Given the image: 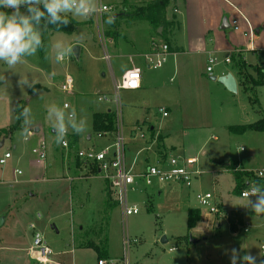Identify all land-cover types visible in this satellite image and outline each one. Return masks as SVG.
<instances>
[{
  "label": "rangeland",
  "instance_id": "obj_1",
  "mask_svg": "<svg viewBox=\"0 0 264 264\" xmlns=\"http://www.w3.org/2000/svg\"><path fill=\"white\" fill-rule=\"evenodd\" d=\"M121 1L123 0H103V3L113 5L111 7L116 10V13L124 10L125 13H132L137 8L147 7L159 0H129L131 2L128 6H125V3ZM255 1L259 12L257 10L251 11L248 8L246 15L259 23L256 29H261V32L257 34L255 31V34L258 35L255 47L264 51V5L261 4L264 0ZM172 2L173 0L168 5L170 6ZM212 3V10L209 13L212 22H214V25L217 23L218 27L215 26V31L209 32V36L205 37L200 32L201 25L205 23L203 22L204 18L201 17L200 19L198 9L195 8L193 1L177 0L180 15L183 17L184 25L182 26H184V37L186 36V38L182 45L186 48L187 56H185V60L186 58L187 60L179 65L180 68L177 66L179 72L174 74L173 58L169 59V63L160 71L163 74L166 87L158 93H161L162 96L167 93L174 95L172 102L178 103L179 106L173 108L170 117L164 119L156 107L151 109L150 113V120L156 127L162 119L166 127L172 124L173 140L179 149L170 153L171 155L198 156V165L202 170V174L194 179L192 188L176 182L159 183L149 187L142 180H138L137 185L134 186L136 190H129L128 201L130 205H139L141 211L137 215L125 217L122 208L117 206L113 192L109 187L106 189V193L109 201H112L111 205L114 206L111 215L109 208L112 206H109V208L98 207L95 198L91 196L90 188L85 187L84 189H89L90 192L87 193L85 198H82V201H88L90 208L95 210V213H93V218L88 225L89 230L83 233L80 232L77 224L74 225V230L71 232V225L78 221L77 218L80 215L77 212L78 209L76 207L73 209L70 205L69 183L62 181L58 185L47 181L41 182V179L39 180L35 176L36 179H31L33 180L32 183L18 184L10 181V178L15 180V177L4 175L1 181L4 179L5 181L0 182V215L9 214L10 209L18 212V214L16 213L17 221L14 225L12 217H8L5 226L0 229V239L5 238L6 244L24 243L27 246L30 243L29 237L32 233V230L28 229V225L34 222L37 229L45 232L54 250L57 247V239H64L63 246L67 242H71L72 235L75 241L70 245L73 247H77L81 242L85 243L87 241L86 237H89L88 241L90 243L100 244L107 228L106 225L109 222L107 246L110 256L116 264L125 256L130 259L131 264H191L190 262H193L192 264H231V249L233 248L239 251L241 257L245 254H251L257 257V262L262 260L264 214L256 215L250 207L244 206L248 204L249 199L255 200L256 197L241 198L235 195L233 193L235 178L229 170L228 173H223V176L219 177V186H215L213 179L217 168L223 162L231 161L234 158H240L244 163L248 158L249 162L245 164L246 168L249 169L248 172L252 169L264 167V133L250 129L241 134L230 129L233 126H249L254 124L253 121L259 117H264V85L252 87L248 90L240 88V92L234 93L226 91L220 82L212 79V76H219L221 71L231 68L233 62L226 64L225 59L226 57H232L229 49L233 48L235 43L242 45L244 49L251 43L249 33L244 35L241 31L235 30L234 20H237L239 28H242V23H245V21L243 20L244 17L242 18L234 10L231 3L227 0H212ZM227 17L231 25L227 30H223L221 29V23ZM122 18L127 21V18ZM79 19L84 21L88 20V17ZM128 21L143 22L136 33L139 40L135 43H132L130 38L126 40L122 35L120 41L118 38L114 39L106 35L109 31H117L122 25V21H119L118 24V20L113 19L109 23L105 19L100 33L96 23L91 26L81 24L78 31L71 35L58 31L50 32L45 37L46 45H51L58 39H62L71 45L76 40L83 41L81 53L76 54L74 49L78 45H72L73 54L60 63L55 60L54 50L50 53L51 58L46 60L45 48L39 49L35 56L24 58L23 63L18 64L15 69H8L3 62H0V131L5 127H10L15 122V108L21 100H25L26 107L31 108V124L38 123L41 126L40 134L30 135L22 130L15 134L14 139L8 138L6 140L3 148L0 149V159L4 157L7 150L14 154V158L9 159L4 166L0 164V172L4 169V172H6V170L17 164L29 171V159L31 158H34L33 169L38 170L40 164L38 158L32 153V148L37 147L41 139L53 135L50 133L51 131L47 133V128L53 129L50 121L46 118V106L49 103H56L61 108H65L64 104L68 102L71 105L70 111H75L78 119L82 118L86 121V130L79 134L78 147L82 149L93 148V146L97 149L102 148L115 140V134L100 137L98 133H94L92 121L93 113L107 107L116 112L118 108L121 114L122 132H124L128 145L126 148L127 158L130 160L135 156L136 151L130 147L132 141L131 132L129 131L138 119L143 121L145 117H143L144 112L142 110L134 108V105L139 102L134 92L121 90L118 94L115 92V82L120 80L122 76L120 69L133 68L129 57L120 58L115 53L119 52L120 45L125 49H129L124 50V55L130 54L133 45L136 48L133 51L142 50L141 44L144 41L148 43L152 36L157 37L158 34L155 32L156 28L154 26L147 27L146 21L137 18H130ZM177 22L173 32L176 36L180 34ZM233 37H236L234 41L228 39L231 38L232 40ZM229 42L230 44L226 48ZM176 46L177 44L174 45V47ZM203 51H211V53H197ZM105 55H108L110 60L106 59ZM209 55L216 57L218 60V63L214 65L213 75H207L206 72ZM250 61L254 62L252 58H250ZM256 64L263 65L259 57ZM20 73L26 75L30 81H36L34 88L25 86L21 89L18 86L17 81ZM66 74L73 76L75 79L73 95L64 92L61 88ZM173 75L174 77L171 80ZM98 92L109 94L112 100L108 102L99 101ZM191 93H194V95ZM83 95L87 99L81 104L78 102V98ZM194 96L197 98L194 99L191 106H188L186 102ZM117 100L119 107H117ZM197 122H199V128L184 129ZM67 130L70 133H75L70 127ZM144 131L148 136L147 138H149L147 126L144 127ZM90 135H92L91 140L88 139ZM213 136H217L218 140L213 139ZM256 136L259 137V145L256 154L253 155L251 151L255 140H252V137L255 139ZM27 137L28 139H26ZM3 138H0V142ZM48 140L52 141L53 139ZM49 141L47 143L50 148L52 145ZM206 141L208 143L200 149ZM183 144H185V149L188 150L187 154L183 153ZM15 146L17 149H14ZM204 151H207V154H204ZM64 152L66 158L71 161L72 159L75 160V148H70V150ZM150 155L153 159L157 156L154 149L150 151ZM21 156L23 158L18 161ZM142 156L140 155L139 159ZM35 175H38V171ZM31 190L36 192L38 196L33 200L34 203L26 204L23 200V193H29ZM160 190L161 192H159ZM200 191L221 194L223 204L220 206V212L216 214L212 215L205 211L203 219L196 224L197 226L189 229V210L194 207L202 208L196 196ZM106 200L107 198L105 202ZM219 200L222 202L221 199L216 198L217 202ZM49 206H52L51 209ZM26 210L30 214L18 221V216H24ZM74 210L75 213L73 214ZM236 210L244 213L245 220V226L239 227L237 234L231 231V225L227 220L232 211ZM38 212L42 214L40 220L36 217ZM53 225L57 229L53 228ZM58 231L60 234L57 233ZM86 234L89 235L85 236ZM165 237L168 241L163 242L162 239ZM126 239L129 240L130 247L125 244ZM196 240L195 244H190L191 241ZM176 246L178 247L175 250H171ZM66 247H69V243ZM7 249L0 250L2 261L0 264H38L31 257L29 249L28 251L25 250L26 253L14 257L13 252ZM188 254L189 257H187ZM79 255L80 253L74 250V252L70 251L63 256L67 264H75L74 262L77 257L79 259ZM85 259L87 262L91 261V264H97L94 253H88ZM237 264H241L240 260H237Z\"/></svg>",
  "mask_w": 264,
  "mask_h": 264
},
{
  "label": "crops",
  "instance_id": "obj_2",
  "mask_svg": "<svg viewBox=\"0 0 264 264\" xmlns=\"http://www.w3.org/2000/svg\"><path fill=\"white\" fill-rule=\"evenodd\" d=\"M159 1H161V3L165 4V7H166L165 8V17H167V21L169 22V25L156 26L154 24H151L148 20L137 18L138 20L146 21L147 25H148L147 27L154 26V28H156L155 32L158 34V36L157 37L152 36V39H150V41L148 43H146V41H144L145 44L144 43L141 44V47L143 48L142 50L133 51L136 49L135 46L133 45L132 48L130 49V54L124 55V50H129V49H125V48L121 47V45H120L119 46V52L115 53L116 56L119 55L120 58L124 57V56L129 57L131 59L132 64H133V68H134V66H136V67L138 66V67H141V69H142L143 77H142L141 87L139 89H134V90H124V89L121 90V91L134 92L136 94V99L138 98V101H139L138 104L134 105V108L136 107L139 110H142L144 112L143 117H145V119L143 121L138 119L136 121V123L132 125V127H131L132 130L130 129V131H129V132H131V141H132L131 142L132 144L130 147L132 148V150L136 151V154L134 157L136 158L139 151H141V149L145 148V150L142 151V153H141V156L144 154L141 157V159H139L140 156H138L139 163H138L137 167L140 169L144 168L146 166V164H148V163H151V164L155 163L157 158H160V157L166 158L168 155H171L170 153L179 149L178 145H175L176 142H174V140H173L174 131H172V129H171L172 124H170L168 127H166V124H164V121H163L164 118L170 117V115L173 113L172 112L173 108L178 107L179 104L172 102V99H174V95H169L167 93L165 96H162L161 93H158L162 89H164V87H166L163 74H161L160 71H162L165 68V66L169 63V60L165 64L164 67L157 69V70H155V69L151 70L149 68V66L145 60V56H144V55H146L152 51V42L153 41H156L158 43L165 41L169 45V49H170L169 55L171 57L169 56V59L173 58L172 64L174 65V74H178V72H179L177 70V66L179 67V65H182L187 60V58L185 60V56H187L186 55L187 51H186L185 46L182 45V42L184 43L185 38H186V36L184 37V26H182V25H184V23L182 21L183 17L180 15V9L177 5V0H173L172 4L170 3V6L168 5V3L171 0H159ZM159 1H157V2H159ZM190 1H193L195 8L198 9V14H199L200 19H201V17L204 18L203 22H205V23H203L201 25L200 32L205 37L209 36V32H211L213 30L215 31L216 27H218L216 25L217 23L214 25V22H212V20H211L212 17L209 13V11L212 10V6H213L212 0H190ZM227 1H229L231 3L234 10L240 16H242V18L244 16V18H247V20H248L247 21V20L243 19L245 21V23L244 22L242 23V28L240 27L238 30H236V29L235 30L241 31L244 35H246L247 33H250V26L253 29V35L250 34V42L251 43L249 44V46L246 49H244L242 45H238L237 43H235L233 45V48L229 49L230 52L231 53H234V52L235 53H238V52L243 53L245 55L246 61H248V63L251 65H262V64H256L257 58L259 57L261 59V61L263 62L262 66L264 67V56H263L264 51H261V49L255 47V41L258 38L257 34H259L261 32V29H256L257 26H259L258 25L259 23L255 22L254 20L251 19V17L246 15V13H248V8L251 11L257 10L259 12L258 6L255 3L256 1L255 0H227ZM121 2L122 3L124 2L125 3L124 5L128 6V4L131 1L123 0ZM186 2H189V0H186ZM260 2H262V1H260ZM261 4L263 6L264 2H262ZM108 6H113V5H108ZM125 9H126V7H125ZM119 12L120 13H116V12L113 13L114 14V20H118V24H119V21H122V25L120 26V28H118L117 31L114 30L115 33H112L114 31H109L111 33L110 36L114 39L118 38L120 41V38H121L120 36L122 35L123 37L126 38V40H129L128 38H130L132 43L137 42L139 40V37L136 33L140 29L139 27H140V25L143 24V22H141V21L130 22V21H128L130 18H129V16H127V13H125V10L119 11ZM175 13H177V14H175ZM170 16H172L173 18H171ZM208 16H209V18H208ZM89 17H88V20H84V21L80 20L79 18H75V19H77L78 21H80L82 23H86L91 19L94 21L93 24L96 23V25H98L96 22V19H94V17H92V15ZM122 17L127 18V21ZM205 17H207V18H205ZM133 19H136V18H133ZM225 19H228V17ZM224 20H222L221 29L227 30V28L230 27L231 23L228 19V26L226 28H224L223 27L224 26L223 25ZM176 21H178L177 22V28L180 29V34L177 36L174 35V33H173ZM93 24H91V25H93ZM249 24H250V26H249ZM91 25H89V26H91ZM255 31L257 34H255ZM124 33H127V34H124ZM164 33H165V35L162 36V34H164ZM235 38L236 37H233L232 40H231V38H228V39L230 41H234ZM82 42L80 40H76L72 43V45H74V46H76V45L79 46V53H81V50H82V47H81V45L83 44ZM175 44H177L176 47H174ZM180 44H181V46H179ZM229 44H230V42L227 43L226 48H228ZM219 50H222V49H219ZM219 50H214V51H219ZM131 51H133L134 53ZM131 53H133V54H131ZM197 53H199V54H210L211 51H209V52L203 51V52H197ZM211 57H212V55H209V58L207 61L208 62L207 68L209 67V64H210L209 59ZM227 58L228 57H226V59ZM250 58H252L254 60V62L250 61ZM228 63H226V64H228ZM232 65H233V68H232ZM232 65H231V68H228L225 71H221L219 76H215V77L219 78V77L228 75V73H232L234 75V77L236 78V81H237V92L236 93H238V92H240L239 91L240 88H242V89L246 88V86L244 85V76L241 74V72H239V70L234 66L233 63H232ZM207 68H206V72H207ZM249 69H251V70H249V71L247 70V72H248L247 74L252 75L253 77H256V72L252 68H249ZM126 70H129V69H122V70L120 69L121 75ZM213 71H214V67H213L212 73H213ZM208 74L209 73L207 72V75ZM173 77H174V75L172 76L171 80L173 79ZM213 77L214 76H212V79H213ZM214 81H218V80H214ZM223 87L226 91H228L224 85H223ZM247 88H249V87H247ZM73 92H74V90H73ZM73 92L71 95H73ZM98 93H100V92H98ZM100 94H105V95H108L109 98H112V97H110L109 94H106V93H100ZM191 94L194 95V93H191ZM195 98H197V97L194 96L192 99H188V101L186 102L188 104V106H191V104L194 103ZM86 99H87L86 96L83 95V96L78 98V102H80L82 104ZM180 106H181V104H180ZM154 107L157 108L158 112L161 113L162 117H163L162 121L160 123H158V127H156V125L153 124L150 120L151 119V117H150L151 116L150 115L151 109H153ZM162 107L165 108V111L168 113L167 116H164L163 112L159 111V109ZM70 109H69V112H71ZM100 111L101 112L112 111V109L107 107V108L100 110ZM95 113H97V112H95ZM261 119H262V117H259L257 120L253 121V123H255ZM198 123L199 122L194 123L191 126L185 127L184 129L199 128ZM146 126H147V130L149 131L148 134L150 136H149V138H147L148 136L145 133L146 137L144 139L143 138L140 139L141 137L139 135H137L136 131H138V128H140V130L144 131V127H146ZM92 129H93V121H92ZM24 132L27 134H30V135L40 134L41 133V126L38 123L30 124L28 126V130L27 131L24 130ZM48 132L52 133L53 135L52 136L48 135V138H47L46 134L44 133V135L46 136V140L49 141L48 139H53L52 140L53 142L49 141V142H51L52 147L49 148V145H48V151H47L48 157H47V159L44 160L46 163L44 161H41V162L38 161L40 166H38V168H37L38 170H36V169H33V162H34L33 159L34 158H31V159H29V163H30V170L29 171H28V169L25 170L24 167L19 166L18 164L14 167H11V169H9V170H6V172H4L5 171V169H4V171L0 172L1 173L0 174V176H1L0 182L3 183L5 181V179L1 181V179H3L2 176L8 175L10 177H15V180H13V178H10V181L14 182V183L17 182L18 184L32 183L33 180H31V179L32 178L36 179V177L39 180L41 179V182L47 181L49 183L58 184V185L62 181L69 183L68 185H69V190H70V202H71L70 205H72L73 209H74V207H76V209H78L77 212L80 215V217L77 218L78 221L74 222L71 225V228H72L71 232H73V230H74V225L77 224V226L80 228V232L85 233V232H87V230H89L88 225L91 222V219L93 218L92 216H93V213H95V210L90 208L88 201H85V200L82 201V198H85L87 193H89L91 190V196L95 198L96 204H98L97 206L103 207V208H109V206H112L111 205L112 201H109L108 194L106 193V189L108 187H110L109 182L104 177L101 170H98L96 167H93V166L92 167L83 166L82 163L80 162V160H78L76 152H75V160L72 159V161H71L68 158H66L64 155L65 150L61 147V145L59 146V144L54 142V136H55L54 129L50 130L47 128V133ZM71 134L73 135V136L71 135V137H73L74 139H77V144L75 145V147L77 149H79L78 144H79L80 135L77 133H71ZM137 137H139V138H137ZM158 137H161L160 140ZM3 139H5V142H6V140L8 138H3ZM26 139H28V137ZM88 139L91 140L92 135L88 136ZM213 139H215L217 141L218 137L213 136ZM183 140H184V138H183ZM252 140H255V143L252 144L251 154L255 155L257 152V149H258V145H259V137L256 136L255 139L252 137ZM112 143H113V141H112ZM112 143H110V144H112ZM207 143L208 142L206 141L205 144L200 147V149L204 148ZM110 144H108V145H110ZM104 147H102V148H104ZM89 148H91V147H89ZM93 148L96 150L101 149V148L97 149L94 146H93ZM14 149H17V147L15 146ZM153 149L155 150V152L157 154V156H155L154 159L150 155V151H152ZM183 149H184L183 153L187 154L188 150L185 149V144H183ZM8 151H10V150H7L6 152H8ZM203 153L207 154V151H204ZM11 154H13V153H11ZM165 154H167V156ZM189 156H187L185 158H193V157L198 158V156H195V155H193V156L189 155ZM13 158H14V154H13L12 158H10V159H13ZM22 158L23 157L21 156L18 159V161H20ZM133 158H131L130 160L128 159V162L132 163L135 159V158L134 159ZM152 160H155V161H152ZM235 160L239 163V167L242 171H248L249 170L245 166V164H248V162H249L248 158L246 159L245 163L240 158L231 159V161H235ZM8 161H7V163H8ZM231 161L223 162L219 166V168H217V171H215V177L213 179L215 186H217V185L219 186V182H220L219 177L221 175L223 176V173H228L229 169L226 167L225 164H230ZM197 166L201 170V168L199 167L198 164H197ZM263 168L264 167H261L258 169H263ZM258 169H252L250 171H254V170L256 171ZM17 170L22 171L23 175H19ZM36 171H38V175H35ZM5 173H8V174H5ZM201 174H202V170H201ZM200 175H198V176H200ZM156 184H159V183H156ZM234 185H235V183H234ZM85 187H89L90 190L84 189ZM150 187H153V186H150ZM159 192H161V190ZM204 192H209V191H204ZM211 193H214V192H211ZM214 195H215L214 201L218 205L222 206L221 204H223V198H222L221 194H218L215 192ZM37 196H38V194L31 190V191H29V193H23V200H24V202H26V204H29L30 202L34 203L33 200H35V198ZM106 198H107V200L105 202ZM216 198L221 199L222 202H220V200H219V202H217ZM114 200H115V198H114ZM115 202H116V200H115ZM117 206H119L118 203H117ZM51 207L52 206H49L50 209H51ZM194 208H191V209H194ZM112 209H114V206L109 208L110 215H111ZM12 211L10 209L9 214H6L5 216L0 215L1 217H6L5 224L7 222L8 217H12L11 219L13 220L12 221L13 225L16 223V221H17L16 218H17L18 212H15L14 210H12ZM201 211H202V219H203V216L205 213L202 209H201ZM39 213L40 212L36 213V217L40 220V219H42V217L41 218L38 217ZM74 213H75V210H74L73 214ZM22 214H23V212H22ZM28 214H30V212L27 213V210H26L24 213V216H21V217L18 216V221H20L22 218L26 217ZM110 215L108 217V220L110 218ZM244 222H245V220H244ZM5 224H4V226H5ZM30 224L28 225V229H30ZM106 227L107 228L104 231L103 239H102L100 244L107 247V250L109 253V258L107 260H113V258L110 256L109 248L107 246V243L109 240V222L107 223ZM2 228H0V229H2ZM53 228L57 229L55 225H53ZM30 230H32V229H30ZM42 232H44V231H42ZM237 232H234V233L237 234ZM57 233L60 234L59 231ZM88 235L89 234H86L85 236H88ZM33 236H34V231L32 230V233L29 237L30 243H28L27 246L24 245V243H18V244H12V245L6 244L7 242L5 241V238H1L0 239V250H6L7 248H9L7 250H11L13 252V257L16 255H20L22 253H26L28 251V249L29 250L31 249L30 247L32 246V243H33ZM45 236L48 240V237L46 234H45ZM71 238H72L71 242H67L63 246H62V243H64L63 242L64 239H57V245H56L57 247L55 248L56 250H54L55 255L53 256V260L55 262H57L58 264H67V262L65 261L66 259L64 258L63 255L66 253L68 254L70 251L74 252V250H77V252H79L80 255H79V259L77 257V259L75 260V262H74L75 264H80V263L81 264H91V261L87 262V260L85 259V257L87 256L88 253H94L96 255L97 264H98V261H99L98 252L91 245H96V246L100 247V244L90 243V241H88L89 237H86L87 241L85 243L81 242V244L78 245L77 247H75V246L73 247L70 245V243H73V241H75V239H74L73 235ZM12 241H14V240H12ZM166 241H168V239L165 237V242ZM48 242H49V240H48ZM196 242H197V240L191 241L190 244H195ZM3 243H5V244H3ZM68 243H69V247L71 249L69 247H66ZM177 247L178 246L172 248L171 250H175ZM25 250H27V251H25ZM81 257H82V259H81ZM187 257H189V254L187 255ZM186 261L189 263V261L187 259H186ZM1 262L2 261L0 259V263ZM190 263L192 264L193 262H190Z\"/></svg>",
  "mask_w": 264,
  "mask_h": 264
},
{
  "label": "built area",
  "instance_id": "obj_3",
  "mask_svg": "<svg viewBox=\"0 0 264 264\" xmlns=\"http://www.w3.org/2000/svg\"><path fill=\"white\" fill-rule=\"evenodd\" d=\"M99 3L102 7L99 8L97 12L92 14L94 19L98 24V31L100 33L101 26H103L104 18L108 15H113L116 12L111 6H108L103 3L102 0H99ZM244 17V16H243ZM247 20V18H244ZM248 21V20H247ZM235 29L238 30L239 26L237 25V20L233 21ZM250 26V24H249ZM253 35V29L250 26V33ZM169 45L165 42L158 43L156 41L152 42V51L145 56V60L151 70L160 69L165 66L169 60ZM106 59L110 60L108 55H105ZM65 59V58H64ZM226 63L232 62V57H228L225 60ZM209 67L207 72L213 75L212 70L214 65L218 63L216 57H211L209 59ZM142 69L141 67H136L126 70L120 80L115 82V92L118 94L120 90H134L139 89L142 83ZM75 87V79L73 76L66 74L65 80L62 83V90L68 94H71ZM99 101H110L111 98L108 95L97 93ZM65 109L69 110L71 105L66 102L64 104ZM117 107L118 100H117ZM160 112H163L164 116H167L168 113L165 111V108H160ZM115 112V111H114ZM117 119H116V130L114 132H98L100 137H107L108 134H115V140L110 145L105 146L101 149L94 148H85L82 149L79 147L75 152L77 154L78 160L85 167H96L98 170H101L104 177L108 180L110 189L113 192V196L116 202L122 208L125 217L132 215H137L141 211L139 205H130L128 201L129 190L135 191L134 186L137 185L138 180H142L147 186H154L156 183H179L183 186L192 188L194 179L201 174V170L198 168L197 164L199 159L197 157L185 158L180 155H168L166 158L160 157L157 158L155 163H148L142 169L138 168L139 163L138 156L141 155V149L137 154L136 158L132 163L128 162L127 151H126V138L124 132H122V123H121V114L117 108ZM137 135L141 138H145V132L138 128ZM71 133L67 130L64 142L61 143V147L64 150H70L71 148ZM48 143L46 139H41L37 147L32 149V153L38 158V161H44L48 157ZM4 157L0 159V164L5 165L7 161L12 158L13 154L10 151L4 153ZM19 175H23V172L17 170ZM255 172V176L262 181V187L264 188V168L258 169ZM248 188L241 193V198H248V193L251 191L252 187L256 186L252 183H248ZM197 199L202 210L207 211L209 214H216L220 212V205L215 201V195L211 192L200 191L197 193ZM38 217L41 218L42 215L39 213ZM30 229L34 231L33 243L30 247L31 257L38 264H58L53 260L55 255L54 249L50 246L45 233L40 229H37L34 223L30 224ZM247 231V229L245 230ZM127 247L129 245V240H125ZM262 253L264 260V245H262ZM98 264H116L114 260L101 259L98 261ZM118 264H131L130 259L125 256ZM259 264V262H257Z\"/></svg>",
  "mask_w": 264,
  "mask_h": 264
},
{
  "label": "clouds",
  "instance_id": "obj_4",
  "mask_svg": "<svg viewBox=\"0 0 264 264\" xmlns=\"http://www.w3.org/2000/svg\"><path fill=\"white\" fill-rule=\"evenodd\" d=\"M25 11H21V7ZM102 7L99 0H0V9H11V12L0 10V62L8 69H15L18 64L23 63L26 57L37 54L41 48H45V59H50V53L54 50L55 60L60 63L66 57L73 54V46L62 39L56 40L51 45H45L41 32V21L46 24L56 25L57 30L67 26L71 21L69 15L75 18H87ZM112 22L111 18L108 21ZM36 81L20 73L17 81L18 86L34 88ZM23 118V127L32 122L30 107H23L17 119ZM46 118L55 131V142L61 144L70 127L75 133L80 134L86 130V121L78 119L75 111L69 112L56 103L46 106ZM254 196L255 200L249 199L248 204L251 211L256 215L264 214V188L256 185L248 193V198ZM257 264V257L245 254L242 257L237 249H231V264ZM259 264H264L260 260Z\"/></svg>",
  "mask_w": 264,
  "mask_h": 264
},
{
  "label": "trees",
  "instance_id": "obj_5",
  "mask_svg": "<svg viewBox=\"0 0 264 264\" xmlns=\"http://www.w3.org/2000/svg\"><path fill=\"white\" fill-rule=\"evenodd\" d=\"M165 4L161 2L153 3L147 7H140L136 10H133L132 13H127V16L129 18H139L148 20L151 24H154L156 26L159 25H169V22L167 21V17H165ZM5 10L8 12H11V9H0ZM21 11H25L24 7H21ZM69 20L71 21L67 26H62L59 30H57L56 25L52 24H46L45 21H41V32L44 39V43L46 45V39L45 37L50 32H62L65 34H74L78 29L80 28L81 24H87L91 25L93 24V20H89L86 23H82L78 21L77 19H74L71 15H69ZM113 21L114 14L113 15H107L106 20L109 21V19ZM112 33H115L112 32ZM106 35L110 36L111 33L108 32ZM165 35L162 34V36ZM167 40V39H166ZM44 48H41V50ZM232 62L234 66L241 72V74L244 76V85L246 86V90L249 88H254L258 86L264 85V67L262 65H251L246 61L245 55L241 52L238 53H232ZM252 68L256 72V77H253L252 75H248L247 69ZM249 87V88H247ZM26 107V101L21 100L18 102L16 108H15V116L16 120L13 124L10 125V127L3 128L0 131V138H11L14 139L15 134L19 131L25 130L23 127V118L17 119V116L22 111V108ZM116 119H117V113L112 111H97V113H94L93 116V131L94 133L98 132H114L116 130ZM230 129L233 132L236 133H245L249 131L250 129H255L258 131H262L264 133V117L255 122L254 124H250L249 126H233L230 127ZM28 130V127H27ZM25 130V131H27ZM73 136V135H72ZM159 140L161 137H158ZM77 144V139H74L71 137V148H74ZM75 147V151H76ZM167 156V154H165ZM165 156V157H166ZM226 167L232 172L235 178V187L233 189V193L237 195L238 197H241V193L247 189L248 183H252L254 185H259L262 187V181L255 176V172H248V171H242L239 167V163L235 161H231L230 164H225ZM110 189V187H109ZM202 219V211L200 208H194L190 209L188 212V225L189 229L195 228L197 226L196 224ZM228 223L231 225V231L237 232L238 228L241 226H245L244 222V214L242 211H232V213L227 217ZM246 230V229H245ZM93 246L97 252H98V259H108L109 253L107 250V247L102 246Z\"/></svg>",
  "mask_w": 264,
  "mask_h": 264
},
{
  "label": "water",
  "instance_id": "obj_6",
  "mask_svg": "<svg viewBox=\"0 0 264 264\" xmlns=\"http://www.w3.org/2000/svg\"><path fill=\"white\" fill-rule=\"evenodd\" d=\"M224 28H226L228 26V19H225L224 20V24H223ZM75 53H79V46H76L75 49H74ZM214 80H218L221 84H223L225 86V88L228 90V91H232V92H237V81H236V78L234 77V75L232 73H228V75H225V76H222V77H213ZM5 143V139H3L1 142H0V149L3 147ZM5 220H6V217H0V228H2L5 224ZM163 242H165V238L162 239Z\"/></svg>",
  "mask_w": 264,
  "mask_h": 264
}]
</instances>
